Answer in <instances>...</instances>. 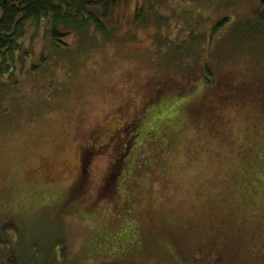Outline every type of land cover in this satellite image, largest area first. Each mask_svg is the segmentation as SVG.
I'll return each instance as SVG.
<instances>
[{"label":"rangeland","instance_id":"obj_1","mask_svg":"<svg viewBox=\"0 0 264 264\" xmlns=\"http://www.w3.org/2000/svg\"><path fill=\"white\" fill-rule=\"evenodd\" d=\"M255 5L130 0L68 48L30 25L0 87L1 263L264 264Z\"/></svg>","mask_w":264,"mask_h":264},{"label":"trees","instance_id":"obj_2","mask_svg":"<svg viewBox=\"0 0 264 264\" xmlns=\"http://www.w3.org/2000/svg\"><path fill=\"white\" fill-rule=\"evenodd\" d=\"M255 3L253 16L264 29V0H255ZM129 4L130 0H0V87L6 85L2 82V77L9 70L11 71L10 76L15 71L12 67L14 57L23 48L22 41L29 31L30 25H32L31 28H34L45 20L49 21L51 23L49 34L53 43L68 48L61 40L73 36L74 32L71 29L75 28V25L81 24L80 26L84 30V26L91 24L97 31L105 33L102 20L112 19L120 6H129ZM77 20L79 21L77 22ZM86 37L93 38L94 36L86 35ZM75 62L76 60L73 61V64ZM15 83L16 80L12 82V85ZM157 99H161V97ZM160 103V100L155 101L153 106L146 110L142 116H136L129 123V127L127 126L128 129L130 128L128 132L131 134L128 137L129 143L134 140L136 142L146 132L156 131L155 124H148L160 111L153 107ZM5 258L8 264H11L10 258ZM11 259L15 262L13 257ZM0 264L7 263L0 262Z\"/></svg>","mask_w":264,"mask_h":264}]
</instances>
